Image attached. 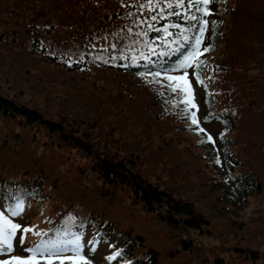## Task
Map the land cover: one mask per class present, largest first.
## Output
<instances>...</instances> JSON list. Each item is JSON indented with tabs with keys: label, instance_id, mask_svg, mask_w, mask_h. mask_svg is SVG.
<instances>
[{
	"label": "rangeland",
	"instance_id": "rangeland-1",
	"mask_svg": "<svg viewBox=\"0 0 264 264\" xmlns=\"http://www.w3.org/2000/svg\"><path fill=\"white\" fill-rule=\"evenodd\" d=\"M227 2L233 4L237 0ZM54 3L55 0H0V92L39 109L48 118L64 117L86 123L84 126L89 127L94 145L118 159L138 155L137 166L142 175L193 202L197 211L210 221V231L198 236L179 227L177 219L159 222L133 202L125 188H105L101 191L108 193L101 194V182L90 170V157L64 146L42 127L26 128L0 116V179L5 183L21 181L25 177L33 179L41 162L46 161L51 170L61 174L59 184H62V220L57 222L51 221V214L58 207H53L49 201H30L18 215H11L12 209L0 200V213L21 226L12 241V255L23 257L25 249L41 240L59 248L78 236L81 254L88 264H120L113 240L120 242L121 238L125 241V233L129 232L135 238L140 235L146 247L158 251L161 264H216L217 259L219 264H264V46L257 47L258 53L252 48L250 57L240 59L248 66L246 74L250 88L246 103L251 111L250 119L238 121L231 135L237 142L230 146L234 156L241 161L239 166L236 164L234 175L244 172H251L252 177L257 175L262 181V191L250 196L247 203L239 202L235 208L224 200V187L216 184L226 176L220 147V137L224 147V127L218 119L208 120L201 116L193 77L188 73L195 103L192 110L198 126L179 119L178 91H169L178 120H160L141 107V103L147 102L143 101L142 93L136 99L117 96L120 87L124 86H114L112 78L119 76L113 68L98 69L95 83L106 84L103 76L111 78L115 95L98 90L97 83L90 78L71 77L55 64L23 48L26 24L42 30L48 43H52L50 37L54 35V26L58 29L57 35L68 29L69 23L55 18L59 13L52 11ZM207 7L222 20L224 0H212ZM239 8L248 11L250 5L246 0H240ZM226 20L224 47L222 43L217 53L206 56L210 64L217 61L224 50L234 54L240 44L246 46L247 41L259 39L263 32L252 30L245 36L247 28L242 27L241 34L235 35L233 17L229 15ZM260 41L264 42V39ZM94 46L91 43L90 48ZM125 79L135 85L133 79ZM134 87L138 89V86ZM180 124L186 127L185 131H178ZM23 169L27 173L22 174ZM45 172L49 177L52 175L47 167ZM227 181L230 182L229 176ZM108 223L114 228L100 229ZM24 227L43 235L29 232L21 243ZM180 239L192 242L191 253L176 252ZM247 249L256 250L257 262L244 259V252H249ZM169 251H175L174 256L169 255ZM7 258L0 254V259Z\"/></svg>",
	"mask_w": 264,
	"mask_h": 264
},
{
	"label": "trees",
	"instance_id": "trees-1",
	"mask_svg": "<svg viewBox=\"0 0 264 264\" xmlns=\"http://www.w3.org/2000/svg\"><path fill=\"white\" fill-rule=\"evenodd\" d=\"M57 1L59 0H55V3L51 5L52 11L59 13L55 15L57 20L69 23L68 29H65L61 35H57L58 29L54 26L52 29L54 35L50 37L52 43H48L46 41L48 37L44 36L42 30L26 24L25 37H22L24 50L55 64L71 77L82 75L92 79L94 83L98 69L113 68L119 76L118 79L112 78L115 80L114 86H124V88L120 87L117 96L136 99L139 98L138 94L142 93L145 96L143 101L147 102L146 104L141 103V107L155 119L160 120L177 121V106L178 113L181 114L179 119L191 121L182 111L184 104L179 102L175 106L172 102L173 98L167 87L169 82L163 78L164 70L175 68L183 57L192 51V44L194 38L199 35V30L198 21L192 20L191 17L196 16L209 21L203 33L201 51L196 57L197 61L204 62L203 66L197 69L194 62L186 71L193 77L199 97L201 116L208 120L218 119L224 127V147L221 137L220 147L226 176L224 175V179L216 184L224 187V200L235 208L239 202L247 203L250 196L262 191V181L257 175L252 177L251 172L241 173L242 177L238 174L234 175V168L236 164L239 166L241 161L234 156L230 146L237 142L231 135L236 130L238 121L250 119L251 110L248 107L249 104L246 103L247 92L250 88L246 74L248 66L240 59L250 57L252 48L258 53L260 50L257 47L264 46V42L260 41L264 39V0H246L250 5L248 11L239 8L240 0L233 4L224 0L222 20L212 14L209 7L207 8L210 9V14L207 16H203L193 7L179 9L181 13L179 17H167L168 9H165L166 19H160L156 23V28H162L165 24L179 25V27H169V34L163 31H147L144 25L137 23L139 19H148L150 15L160 11L156 8L150 13L147 9L137 7L146 0H62L56 3ZM185 14L188 19L184 18ZM229 15L233 17L235 35L241 34V28L246 27L245 36H248L252 30L259 33L263 31L259 35L260 40H249L246 46L240 44L234 54L224 50L217 61L210 64L206 56L217 53L222 48V43L224 47V33L228 24L226 18ZM244 18L245 21H243ZM144 31H147V36L137 35ZM12 38L20 39V37ZM91 43L95 46L90 48ZM209 46V51H202L203 48ZM150 48L154 51H150ZM157 71L162 72L161 77L157 78L160 83H153L152 73ZM194 73H198L202 83L197 82ZM166 74L181 75L182 72H167ZM125 77L133 79L138 89H135V85L132 86L133 83ZM102 78L107 85L96 82V88L109 95H115L114 86L111 85L112 79L104 78V76ZM177 91L180 100V89L177 88ZM158 93H163V95H158ZM262 105L264 108V99ZM190 111L193 112L192 108ZM0 116L26 128L42 127L49 135L59 139L64 146L76 149L90 157L92 159L90 170L101 182V194L108 193L106 190L101 191L105 188L112 190L117 187L125 188L133 202L139 205L145 213L154 215L153 218L159 222L166 223L171 219H177L179 227L196 233L198 236L209 233L210 221L197 211L193 202L145 178L137 166L138 155L132 157L131 154V157L118 159L97 148L91 141L89 127L84 126L86 123H79L64 117L56 120L48 118L39 109L18 102L1 92ZM82 126L85 128L83 131ZM180 130L185 131L186 127L180 124L178 131ZM45 162H41L42 164L37 168V175L33 179L25 177L21 181L11 180L6 183L0 179V200L10 209H13L17 203L23 207L30 201H49L53 207H58L51 214V221L57 222L62 220V184H59L61 174L51 170ZM45 167L51 171L50 177L46 174ZM21 173L25 174L27 170L23 169ZM228 176L230 182L227 181ZM223 181L224 184H222ZM112 193L111 191L109 194ZM110 226L114 228L113 224L108 223V226L101 225L100 229ZM125 235L127 237L125 241L121 238H119L120 242L113 240V244L117 245L116 252L120 256V264H161L159 252L146 247L140 235H136V238L129 232ZM175 249L176 252L191 253L192 242L180 239ZM236 250L242 252L240 248ZM247 251H249L248 254L246 252L243 254L245 260L251 263L259 260L256 250L247 249ZM173 252L175 251H169L168 254L172 255ZM218 261L217 259L216 264H219Z\"/></svg>",
	"mask_w": 264,
	"mask_h": 264
},
{
	"label": "snow or ice",
	"instance_id": "snow-or-ice-1",
	"mask_svg": "<svg viewBox=\"0 0 264 264\" xmlns=\"http://www.w3.org/2000/svg\"><path fill=\"white\" fill-rule=\"evenodd\" d=\"M212 3V0H146L145 3L139 4L137 7L140 9H147L150 13L156 8L160 11L157 14L150 15L148 19H139L138 24H142L146 27L147 31L155 30L157 32L163 31L168 33L169 27H179L177 24H165L162 28H156V23L160 19H166L165 9H168L167 17L170 16H180L181 13L179 9H191L196 8L197 12H201L203 16H207L208 12L207 6ZM131 15V13H129ZM185 19L188 16L185 14ZM192 20L198 21L199 35L194 38V43L192 44V51L188 52L187 55L183 57L180 63H178L175 68L164 70V79L169 83L167 85L170 92H176L177 88L180 89L181 98L180 103L184 104L182 111L185 116L191 120L193 125L198 126V121L195 112L190 111L191 108H195L194 98L191 96V85L187 80L188 72L186 71L195 62V67L199 69L203 66V61H197V53L201 51L200 45L202 43L203 33L209 21L202 18L192 16ZM147 31L137 33V35L147 36ZM210 50L209 47L203 48V52ZM150 51L154 49L150 48ZM182 72V75H168L167 72ZM196 75L197 82L202 83L198 73ZM162 72L157 71L152 73L153 83H160L157 79L161 77ZM162 87L164 85H161ZM158 95H163V93H158ZM203 132V129H199ZM208 140L211 141L212 137L209 136ZM22 205L17 203L11 212V215H18ZM21 226L18 223H14L10 218L0 213V254L7 255V259H0V264H88V260L81 254L79 237L77 236L73 242H69L59 248L51 246L48 242L41 240L31 248L25 249L26 255L24 257H18L12 255L13 244L12 241L16 236V233L20 230ZM29 232H33L35 235H43L42 233H35L32 228L24 227L23 234L20 237L21 243L24 242V235Z\"/></svg>",
	"mask_w": 264,
	"mask_h": 264
}]
</instances>
